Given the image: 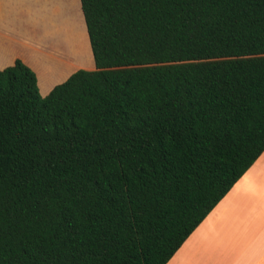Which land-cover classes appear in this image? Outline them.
<instances>
[{"label":"trees","instance_id":"obj_1","mask_svg":"<svg viewBox=\"0 0 264 264\" xmlns=\"http://www.w3.org/2000/svg\"><path fill=\"white\" fill-rule=\"evenodd\" d=\"M95 69H0V264H166L264 152V0H81Z\"/></svg>","mask_w":264,"mask_h":264},{"label":"crops","instance_id":"obj_2","mask_svg":"<svg viewBox=\"0 0 264 264\" xmlns=\"http://www.w3.org/2000/svg\"><path fill=\"white\" fill-rule=\"evenodd\" d=\"M29 2L34 5L37 0H0V69L22 59L36 71L41 94L46 96L80 68L58 78L66 62L46 57L52 82L41 77L36 64L25 54L22 28ZM85 31L92 51L87 26ZM85 69H95V65ZM166 264H264V152Z\"/></svg>","mask_w":264,"mask_h":264},{"label":"rangeland","instance_id":"obj_3","mask_svg":"<svg viewBox=\"0 0 264 264\" xmlns=\"http://www.w3.org/2000/svg\"><path fill=\"white\" fill-rule=\"evenodd\" d=\"M25 12L22 28L26 38L25 54L49 84L53 74L51 68L47 69L46 57L66 62L67 67L58 78L68 71L95 65L86 37L81 0H37L34 5L29 2Z\"/></svg>","mask_w":264,"mask_h":264}]
</instances>
